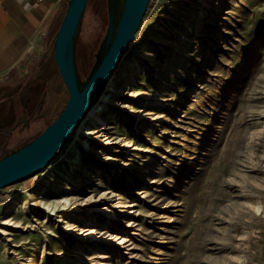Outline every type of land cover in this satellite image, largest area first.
<instances>
[{
	"label": "rangeland",
	"instance_id": "obj_1",
	"mask_svg": "<svg viewBox=\"0 0 264 264\" xmlns=\"http://www.w3.org/2000/svg\"><path fill=\"white\" fill-rule=\"evenodd\" d=\"M67 2L42 60L0 84V157L67 102L51 45ZM107 28L108 0H90L77 41L82 80ZM140 29L115 73L109 118L83 136L90 147L75 138L47 176L0 190V264H264V0H151ZM133 61L141 67L124 87Z\"/></svg>",
	"mask_w": 264,
	"mask_h": 264
},
{
	"label": "water",
	"instance_id": "obj_2",
	"mask_svg": "<svg viewBox=\"0 0 264 264\" xmlns=\"http://www.w3.org/2000/svg\"><path fill=\"white\" fill-rule=\"evenodd\" d=\"M90 0H68L51 42L69 97L57 118L27 144L0 157V190L48 166L104 94L140 29L151 0H108V28L85 80L77 65V41Z\"/></svg>",
	"mask_w": 264,
	"mask_h": 264
},
{
	"label": "crops",
	"instance_id": "obj_3",
	"mask_svg": "<svg viewBox=\"0 0 264 264\" xmlns=\"http://www.w3.org/2000/svg\"><path fill=\"white\" fill-rule=\"evenodd\" d=\"M60 1L63 0H0L2 86L13 78L12 73L28 71L30 64H34L31 59L36 58L37 63L42 60L40 50Z\"/></svg>",
	"mask_w": 264,
	"mask_h": 264
},
{
	"label": "bare ground",
	"instance_id": "obj_4",
	"mask_svg": "<svg viewBox=\"0 0 264 264\" xmlns=\"http://www.w3.org/2000/svg\"><path fill=\"white\" fill-rule=\"evenodd\" d=\"M217 1V0H215ZM215 5V4H214ZM213 5V6H214ZM197 7L196 8H199L200 4L197 3L196 5ZM214 12H222V7L221 5L220 6H215V11ZM208 13V11H205L203 10L202 8V12L201 13H198L196 14V16L194 17V20H192V26L193 25H200L202 23V19L204 18V16ZM212 29L213 30H216L219 26H220V23L218 20H213L212 21ZM141 32V29L137 32L136 34V37L139 35V33ZM218 32V31H217ZM217 35L216 36V40H217V43H220L222 42L221 41V38L219 37V33H216ZM163 40H166V39H163ZM165 43V42H164ZM217 48V44L214 43L211 47V49L209 50V60L208 61H211V58H212V55H213V51ZM152 54H153V48L151 46H146L144 48V57L143 59L145 60H150L152 59ZM126 56L127 54L124 56L123 58V61L126 59ZM137 67H141V64L138 63V61H133L131 63V65L129 66V73L127 75V79H123L121 81L122 85L124 87L126 86H131L133 81L135 80V78L137 77V75H135L134 77H131V72L132 71H136L137 70ZM168 71V68H166V70L160 75L159 79L156 80L157 83H161L162 81H164V78H165V75ZM126 72V71H125ZM116 75L113 76V78L110 80L104 94L102 95V97L99 99V101L94 105V107L92 108V110L90 111V113L88 114L87 118L83 121V123L81 124V126L79 127V129L77 130V132L67 141V146L65 147V149L68 148L69 145H71L72 141L77 138V140L80 141L81 145H82V148L83 149H86V148H89V144L87 141H84V137L86 134L89 133V129L91 126H100V125H103V123L106 122V120L109 118V115H110V109L107 107V104L111 102V98L109 96V93L111 92V90L113 89V83H114V78H115ZM170 89L166 88L163 92V95L161 97L162 101H165L167 100L166 96L168 95V92H169ZM191 91V90H190ZM189 91V92H190ZM74 145H72L73 147ZM80 148V147H79ZM72 157H70V161H73L75 160V148L73 147L72 149ZM80 154V153H79ZM59 157H57L52 163H50L48 166H46L43 170H41L38 175L36 177H39V176H42V178H44L45 176H47L51 170L55 167L54 166V162L58 159ZM87 162V161H86ZM76 164V163H75ZM79 164V163H78ZM67 165V164H66ZM70 165V164H69ZM67 172V174L70 172V167H66L65 169ZM62 175V174H61ZM35 177V178H36ZM76 177V176H75ZM47 179V178H46ZM46 179H44L42 181V185L45 184L46 182ZM72 179V178H71ZM48 182V181H47ZM40 186L39 190H38V193L36 194H31V196H33L35 199L37 198V195L40 194V192L43 190L44 186ZM43 202V201H41ZM45 204V203H43ZM21 206V202L18 200V199H15L12 201V205L8 206L4 212H5V216H7V218H5L6 220V223H10L11 220L9 219L8 216L10 215H13V214H16L18 211H19V208ZM41 210V209H40ZM3 212V211H2ZM33 212V211H32ZM5 234H11V232L7 229H3Z\"/></svg>",
	"mask_w": 264,
	"mask_h": 264
}]
</instances>
